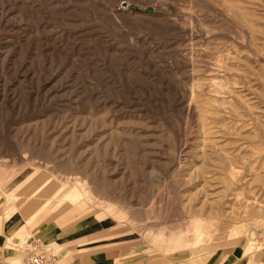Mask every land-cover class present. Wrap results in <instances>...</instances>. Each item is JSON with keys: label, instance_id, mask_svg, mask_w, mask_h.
Segmentation results:
<instances>
[{"label": "rangeland", "instance_id": "374dc122", "mask_svg": "<svg viewBox=\"0 0 264 264\" xmlns=\"http://www.w3.org/2000/svg\"><path fill=\"white\" fill-rule=\"evenodd\" d=\"M39 240L264 264V0H0V264Z\"/></svg>", "mask_w": 264, "mask_h": 264}, {"label": "crops", "instance_id": "0c3cea01", "mask_svg": "<svg viewBox=\"0 0 264 264\" xmlns=\"http://www.w3.org/2000/svg\"><path fill=\"white\" fill-rule=\"evenodd\" d=\"M42 185H40V186H42ZM40 186H38L36 189L31 190V191L27 190V189H23L22 190L21 194L24 195V197L25 196H28V197L24 198L25 200H21L22 202L19 204V209H17V210L14 209V210H11L10 212H8V214L6 216V220H8L7 224H6L7 228H10V227L12 228V227L16 226L19 223V220H20L19 216H21L23 218V220L26 219L27 223L30 224L35 218L39 217L43 213L46 205H48L49 202L46 204V201H44L42 203V206L36 207V209L33 212H30L31 208L33 207V201L28 202L32 197H35L36 191H37V189ZM40 207H43V209L40 212L37 213L36 211ZM201 231H202L201 232V235H202L204 233V231L203 230H201ZM46 234H47L46 235L47 237H51L53 239L57 238L56 235H54L53 233L51 234L49 231ZM186 241L188 242V239L182 241V239L180 238V242H179V244L177 246L178 247H182L185 244ZM44 242H47V241H44ZM47 243H49V242H47ZM71 263L72 262H68V264H71ZM105 263L106 262H104V259H102V258L99 259L98 261H94L93 262V264H105Z\"/></svg>", "mask_w": 264, "mask_h": 264}, {"label": "built area", "instance_id": "2783aa9c", "mask_svg": "<svg viewBox=\"0 0 264 264\" xmlns=\"http://www.w3.org/2000/svg\"><path fill=\"white\" fill-rule=\"evenodd\" d=\"M24 264H60L58 254L50 243L32 241L27 249Z\"/></svg>", "mask_w": 264, "mask_h": 264}, {"label": "bare ground", "instance_id": "6f19581e", "mask_svg": "<svg viewBox=\"0 0 264 264\" xmlns=\"http://www.w3.org/2000/svg\"><path fill=\"white\" fill-rule=\"evenodd\" d=\"M31 220V219H30Z\"/></svg>", "mask_w": 264, "mask_h": 264}]
</instances>
